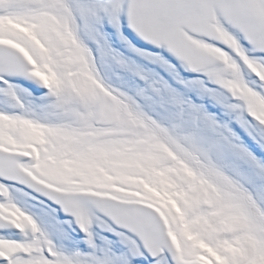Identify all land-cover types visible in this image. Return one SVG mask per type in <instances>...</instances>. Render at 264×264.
Here are the masks:
<instances>
[{"label":"snow or ice","instance_id":"6c2138e0","mask_svg":"<svg viewBox=\"0 0 264 264\" xmlns=\"http://www.w3.org/2000/svg\"><path fill=\"white\" fill-rule=\"evenodd\" d=\"M0 264H264V0H0Z\"/></svg>","mask_w":264,"mask_h":264}]
</instances>
